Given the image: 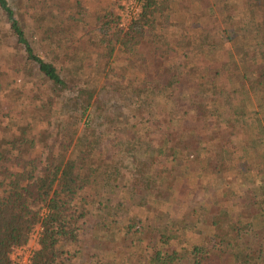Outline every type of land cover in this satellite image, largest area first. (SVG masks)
Wrapping results in <instances>:
<instances>
[{
	"label": "trees",
	"instance_id": "1",
	"mask_svg": "<svg viewBox=\"0 0 264 264\" xmlns=\"http://www.w3.org/2000/svg\"><path fill=\"white\" fill-rule=\"evenodd\" d=\"M27 3L41 39L0 0V264L38 227L31 264H264V0H141L79 38Z\"/></svg>",
	"mask_w": 264,
	"mask_h": 264
},
{
	"label": "rangeland",
	"instance_id": "2",
	"mask_svg": "<svg viewBox=\"0 0 264 264\" xmlns=\"http://www.w3.org/2000/svg\"><path fill=\"white\" fill-rule=\"evenodd\" d=\"M37 1H40V2L44 1V4L42 3L41 5L38 6V9L42 10L44 8V5H46V1L48 0H37ZM51 1L53 2V4H56L58 6V9L63 10L64 12L62 13L63 16H68V17L70 16V18L73 17L74 21H72V24L70 23L71 28H72V30L70 31L71 32L74 31L73 27H75V32H73V37L75 36L77 38H79L81 35L86 33V28L85 30H83L82 28L83 26L87 27L88 30H92L94 28L97 29L99 25L101 24L100 17L108 11H111L121 16L122 22L125 23L126 25L130 23V19L132 17V13L130 12V10L127 9V7H129L131 4V0H51ZM21 4L23 6V12L26 13V21L27 23H30V28L32 32L35 33V29L39 25L37 22H35L36 18H34L35 13H33V3L28 4L27 0H21ZM131 6L135 8L134 4H132ZM65 9L67 13L64 11ZM82 23H83V26H82ZM1 24L2 23L0 21V26ZM90 24H93V25H90ZM78 27H80L81 29ZM38 31L34 34V36L37 37L38 39H41L42 37H44L43 33H41L40 31L38 32ZM113 31H109L110 35L113 33ZM6 41H10V39H7ZM68 43L70 45H68ZM40 45H41L39 47L40 55L44 59L48 61L56 62L59 65H60V62H63L64 60L67 61L66 59L69 56L70 58L73 57L76 51L78 52L79 50H86V43H85L84 38L83 39L80 38L79 40L78 39L76 40V38H74L72 42H66L65 46L64 45L60 46L56 42L52 46H51V43L49 42L40 43ZM50 49H52V51ZM80 58H83L86 60V53L81 54ZM14 80L15 78L12 79V82ZM234 141L236 142L237 139H235ZM126 164L129 165L127 161H126ZM127 169L129 171H132L128 167ZM157 205L160 206L161 209L168 208V205H160V204H157ZM151 206L155 207V204L151 203V201L146 202L145 204H142V205H137L135 209L136 211L135 213L139 215L140 218L143 216L146 217L145 213H147L149 217L153 218L154 217L153 214L151 216L149 215L151 214ZM40 231H41V228L38 227L35 230L30 242L26 246H24V249H21V250L16 249L12 253L11 258L14 264H18L20 261H23L25 258L30 257L31 253H33V250H37V248H39ZM185 237L188 241L193 238L191 232H187L185 234ZM119 249H120L119 256H121L122 254L120 253L121 251H125V248H122L121 246H119ZM86 252L88 253L92 251H86ZM86 258L89 259L88 256H86ZM110 258L111 257L109 256V257H106L105 259L110 261ZM107 260L104 261V264H111ZM135 260H137V258H135ZM73 261L75 264H83L82 259L77 260L76 258H74Z\"/></svg>",
	"mask_w": 264,
	"mask_h": 264
},
{
	"label": "built area",
	"instance_id": "3",
	"mask_svg": "<svg viewBox=\"0 0 264 264\" xmlns=\"http://www.w3.org/2000/svg\"><path fill=\"white\" fill-rule=\"evenodd\" d=\"M132 4L135 5V8L131 6ZM141 6H142L141 0H131L130 6L127 7V9L130 10V12L132 13V17H131L130 21L133 20L140 13ZM123 24H125V23H123ZM18 249H20V250L21 249H24V246L23 247H20ZM34 251L35 250H33V252ZM32 255H33V253H31V256L30 257L25 258L23 261H20L18 264H31Z\"/></svg>",
	"mask_w": 264,
	"mask_h": 264
},
{
	"label": "crops",
	"instance_id": "4",
	"mask_svg": "<svg viewBox=\"0 0 264 264\" xmlns=\"http://www.w3.org/2000/svg\"><path fill=\"white\" fill-rule=\"evenodd\" d=\"M107 13V12H106Z\"/></svg>",
	"mask_w": 264,
	"mask_h": 264
}]
</instances>
